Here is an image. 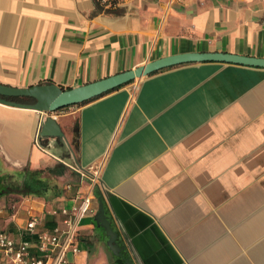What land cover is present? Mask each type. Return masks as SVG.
<instances>
[{"label":"crops","instance_id":"obj_1","mask_svg":"<svg viewBox=\"0 0 264 264\" xmlns=\"http://www.w3.org/2000/svg\"><path fill=\"white\" fill-rule=\"evenodd\" d=\"M229 53L264 59V0H0V84L64 90L173 55ZM21 99V98H16ZM18 102V101H15ZM19 103V102H18ZM22 104V103H21ZM30 111L28 142L0 155L8 167L45 171L60 196L0 199V231L25 238L31 215L91 194L73 264H264V68L190 63L157 71L52 118L64 137L40 138L46 115ZM0 104V112L26 111ZM100 172L98 186L80 171ZM47 174V173H46ZM68 186L71 189L67 188ZM100 202L121 255L95 216Z\"/></svg>","mask_w":264,"mask_h":264},{"label":"water","instance_id":"obj_2","mask_svg":"<svg viewBox=\"0 0 264 264\" xmlns=\"http://www.w3.org/2000/svg\"><path fill=\"white\" fill-rule=\"evenodd\" d=\"M207 62H224L264 68V59L261 58L255 59L224 52L180 54L161 58L144 66H140V68L135 70L126 71L122 74L110 76L107 79L75 87L70 90H64L56 85L45 84L31 86L25 89L7 87L0 84V104L6 107H15L24 110L29 109L39 114L46 115V118L41 122L38 136L40 138L60 139L64 137V132L60 124H58L52 116L61 109L92 101L94 98L106 95L108 92L122 88L126 84L141 80L144 77L157 73V71L173 68L178 65ZM16 98H29L34 102L32 104H21L12 100ZM95 220L98 226L103 228L110 238L109 247L112 252L121 255L116 244L118 236L111 228L110 221L107 220L105 215L104 205L101 202ZM127 264H130V262H127Z\"/></svg>","mask_w":264,"mask_h":264},{"label":"built area","instance_id":"obj_3","mask_svg":"<svg viewBox=\"0 0 264 264\" xmlns=\"http://www.w3.org/2000/svg\"><path fill=\"white\" fill-rule=\"evenodd\" d=\"M106 9H113L126 0H98ZM189 0H169V3L186 5ZM82 178H89V187L98 186L100 172L80 171ZM67 188L71 189L70 186ZM73 208H62L50 212L58 219L54 229L44 228L43 220L31 215L26 228L25 238L17 241L9 234L0 231V264H73L71 257H79L80 240L78 238L81 220L94 216L91 194L78 195L74 198Z\"/></svg>","mask_w":264,"mask_h":264},{"label":"trees","instance_id":"obj_4","mask_svg":"<svg viewBox=\"0 0 264 264\" xmlns=\"http://www.w3.org/2000/svg\"><path fill=\"white\" fill-rule=\"evenodd\" d=\"M12 100L22 104L33 103V100L29 98ZM66 171L67 168L64 165L56 166L54 169H48L44 172L17 170L8 167L4 157L0 155V199L11 195L42 198L58 197L61 191L58 190L59 185L53 178L64 176ZM126 259V256H122L118 260L120 264H126Z\"/></svg>","mask_w":264,"mask_h":264},{"label":"rangeland","instance_id":"obj_5","mask_svg":"<svg viewBox=\"0 0 264 264\" xmlns=\"http://www.w3.org/2000/svg\"><path fill=\"white\" fill-rule=\"evenodd\" d=\"M32 121V113L27 110L0 112V127L3 125V123H7V125L9 124V128L7 127V130H5L6 128L4 129V131H7V135L4 138L6 141L5 145L7 150H9L10 147L15 143L14 141L10 140L9 136H12L17 142L20 143L28 142L29 137H31L29 133Z\"/></svg>","mask_w":264,"mask_h":264}]
</instances>
